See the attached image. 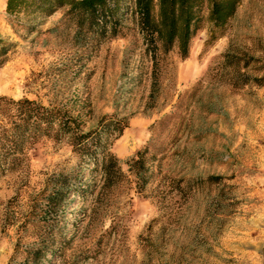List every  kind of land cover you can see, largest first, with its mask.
I'll list each match as a JSON object with an SVG mask.
<instances>
[{"label": "rangeland", "instance_id": "374dc122", "mask_svg": "<svg viewBox=\"0 0 264 264\" xmlns=\"http://www.w3.org/2000/svg\"><path fill=\"white\" fill-rule=\"evenodd\" d=\"M5 2L0 35L14 46L0 95L61 107L83 129L123 118L110 151L126 179L97 203L90 187L47 212L48 179L98 176L66 139L40 138L26 168L0 177V264H25L26 245L51 238L42 264H264V0H240L209 43L205 22L186 58L175 47L155 61L131 16L121 35L76 38L64 9L18 23ZM226 52L250 82L219 76ZM148 145L138 190L126 162Z\"/></svg>", "mask_w": 264, "mask_h": 264}, {"label": "trees", "instance_id": "16d2710c", "mask_svg": "<svg viewBox=\"0 0 264 264\" xmlns=\"http://www.w3.org/2000/svg\"><path fill=\"white\" fill-rule=\"evenodd\" d=\"M239 4L240 0H6L5 11L19 23L45 18L64 9V18L73 26L76 38L91 35L96 39L121 35L131 16L144 39L147 54L155 61L157 55L175 47L180 58H186L192 37L205 22L211 25L206 42L214 40L216 32L236 13ZM13 46V42L0 35V67L8 60ZM230 58L229 52L220 55L216 67L221 71L219 76L228 74L230 84L233 80L240 85L250 82L248 71H242L246 64L241 65L239 60L230 63ZM213 105L208 106L210 110H216ZM125 126L123 118L105 114L97 123L83 129L76 118L61 107L27 97L0 95V177L26 168L28 151L40 138L66 139L82 161L91 163L98 178L93 185L84 184L77 172L73 176L59 174L48 179L44 197L46 211H64L75 193L84 194L90 187L98 189L93 194V201L97 203L107 196L108 190L126 179L120 160L110 151L112 139L120 135ZM148 150L149 145L126 162L138 190L143 189L149 179ZM52 245V238L47 244L33 241L26 245L25 264H42L46 250Z\"/></svg>", "mask_w": 264, "mask_h": 264}]
</instances>
